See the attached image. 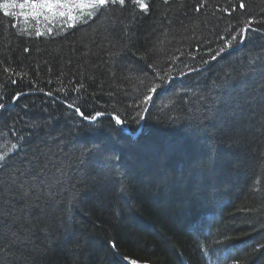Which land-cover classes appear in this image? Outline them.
Masks as SVG:
<instances>
[{
  "label": "trees",
  "instance_id": "16d2710c",
  "mask_svg": "<svg viewBox=\"0 0 264 264\" xmlns=\"http://www.w3.org/2000/svg\"><path fill=\"white\" fill-rule=\"evenodd\" d=\"M145 2L0 10V264H264V0Z\"/></svg>",
  "mask_w": 264,
  "mask_h": 264
},
{
  "label": "snow or ice",
  "instance_id": "6c2138e0",
  "mask_svg": "<svg viewBox=\"0 0 264 264\" xmlns=\"http://www.w3.org/2000/svg\"><path fill=\"white\" fill-rule=\"evenodd\" d=\"M126 0H88L86 3L85 0H23V2H18V0H4L3 3H0V10L3 11V14L8 17H19L23 16L25 20H28L29 17H32L39 21L42 17L45 21H53L56 18H67V21L74 22L77 20V14H79V19L82 23H87L88 19H91L98 13L101 9H107L110 5H119L121 7L125 6ZM134 6H137L142 12L147 13L149 11V5L145 2V0H129ZM167 3V0H164ZM239 8L244 9L245 4L241 2L239 4ZM14 9H20L19 12L14 11ZM27 10V11H25ZM199 11V8L196 9ZM227 11V10H225ZM231 15V13H229ZM261 21H256L255 18L247 21L245 26L242 27L237 33V35L231 36L229 40L226 42V46L220 49V53H223L227 49L232 47V42L237 40V36L240 37L239 42L243 43L245 39L250 38V32H260L264 33V29L253 28V23H260ZM63 26V25H62ZM68 27H74V23H68ZM48 32H52V28L48 29ZM44 33L39 29L36 31V35L40 36ZM27 51V49H26ZM213 60L217 59V56L212 57ZM15 82V81H13ZM80 87H84L83 84ZM264 87V86H262ZM79 91V89H75ZM150 92L155 93L157 91V87H152L149 89ZM50 94V93H49ZM18 99V97H17ZM152 97L148 96L147 100H151ZM147 100L145 103H147ZM69 107H74L76 113H78L82 118L94 123L97 119V116L104 115L103 113H97V116L89 117L85 116V114L81 111L79 107H75L74 105H69ZM5 109V105L0 103V111ZM112 119L115 120L117 125L123 126L125 121L121 119L118 115L112 116ZM16 148V145L12 146ZM6 166V157L0 154V167ZM112 247L115 248L116 245L112 244ZM132 264H136L135 261H132Z\"/></svg>",
  "mask_w": 264,
  "mask_h": 264
},
{
  "label": "bare ground",
  "instance_id": "6f19581e",
  "mask_svg": "<svg viewBox=\"0 0 264 264\" xmlns=\"http://www.w3.org/2000/svg\"><path fill=\"white\" fill-rule=\"evenodd\" d=\"M121 128H122V130H121L122 131V134L124 135L125 139H126V137H129V138H131L132 142H135V140H138L139 138L141 139V137H143L142 136L144 134L143 128L142 129H139L135 133H131L129 130H124L123 129V126Z\"/></svg>",
  "mask_w": 264,
  "mask_h": 264
},
{
  "label": "rangeland",
  "instance_id": "374dc122",
  "mask_svg": "<svg viewBox=\"0 0 264 264\" xmlns=\"http://www.w3.org/2000/svg\"><path fill=\"white\" fill-rule=\"evenodd\" d=\"M25 11H27V10H25ZM153 99H154V95L152 96V99H151V101L149 102V104H148V106H147V111H148V109L151 107L152 102H153ZM64 105H65V104H64ZM147 111H145V113L143 114V117H142L143 121H142V123L144 122V119H145V117H146Z\"/></svg>",
  "mask_w": 264,
  "mask_h": 264
},
{
  "label": "water",
  "instance_id": "95a60500",
  "mask_svg": "<svg viewBox=\"0 0 264 264\" xmlns=\"http://www.w3.org/2000/svg\"><path fill=\"white\" fill-rule=\"evenodd\" d=\"M102 118H104V116H98L95 122H97L99 119H102ZM95 122H94V123H95ZM88 123L93 124V123L90 122V121H88ZM120 127H122V126H120ZM142 128H143V123H142L140 129H142Z\"/></svg>",
  "mask_w": 264,
  "mask_h": 264
}]
</instances>
